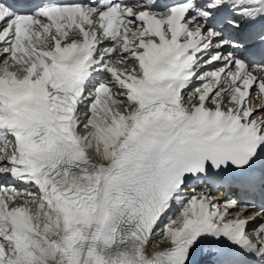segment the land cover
Instances as JSON below:
<instances>
[{
  "label": "snow or ice",
  "instance_id": "1",
  "mask_svg": "<svg viewBox=\"0 0 264 264\" xmlns=\"http://www.w3.org/2000/svg\"><path fill=\"white\" fill-rule=\"evenodd\" d=\"M253 93L264 0H0V264H264Z\"/></svg>",
  "mask_w": 264,
  "mask_h": 264
},
{
  "label": "bare ground",
  "instance_id": "2",
  "mask_svg": "<svg viewBox=\"0 0 264 264\" xmlns=\"http://www.w3.org/2000/svg\"><path fill=\"white\" fill-rule=\"evenodd\" d=\"M160 242H162L163 244H165V245H166V242H165V241L161 240Z\"/></svg>",
  "mask_w": 264,
  "mask_h": 264
}]
</instances>
